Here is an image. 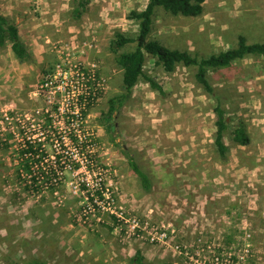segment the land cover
<instances>
[{"label":"rangeland","instance_id":"obj_1","mask_svg":"<svg viewBox=\"0 0 264 264\" xmlns=\"http://www.w3.org/2000/svg\"><path fill=\"white\" fill-rule=\"evenodd\" d=\"M146 5L147 0H91L74 20L71 0H0V13L17 26L32 57L20 63L9 46L0 48V118L8 108L29 112L42 106L34 93L57 65L96 63L107 89L85 124L97 136V162L120 207L149 228L173 230L172 244L184 252L151 245L145 235L127 238L111 215L78 221L85 195L69 187V173L59 191L31 194L20 175L17 144L0 132V264H127L138 252L154 264H195L197 248L237 252L243 245L251 251L247 264H264V57L210 72L231 125L241 121L249 137L242 146L224 132V157L214 143L215 102L182 66L167 73L148 58L145 74L163 94L141 78L115 114L112 132L100 123L108 100L123 93L109 42L115 32L133 34L128 15ZM153 35L200 56L233 47L238 35L264 42V0H205L197 18L158 11ZM125 152L150 177L149 191Z\"/></svg>","mask_w":264,"mask_h":264},{"label":"built area","instance_id":"obj_2","mask_svg":"<svg viewBox=\"0 0 264 264\" xmlns=\"http://www.w3.org/2000/svg\"><path fill=\"white\" fill-rule=\"evenodd\" d=\"M106 89V78L96 63L68 61L57 65L38 85L34 97L42 100V106L29 112L4 110L0 132L10 134L17 144L14 152L22 181L31 194L57 192L69 173L74 179L69 187L74 193L81 189L85 195L82 210L76 216L78 221H89L98 214L111 215L127 238L143 239L145 235L149 244L169 246L181 254L184 251L172 244L173 230L149 228L120 207L106 170L97 162V136L86 126L85 118ZM196 253L195 264H247L251 256L245 245L237 252L216 253L207 246L197 248Z\"/></svg>","mask_w":264,"mask_h":264},{"label":"trees","instance_id":"obj_3","mask_svg":"<svg viewBox=\"0 0 264 264\" xmlns=\"http://www.w3.org/2000/svg\"><path fill=\"white\" fill-rule=\"evenodd\" d=\"M91 0H71L70 14L74 20H79L88 10ZM205 0H147L143 10H133L128 19L136 27L133 34L115 32L109 42V52L114 56L116 65L121 70V89L123 93L108 100V111L100 117V123L107 131L112 132V120L115 114L126 105L132 96L133 89L144 78L152 89L163 94V89L155 80L145 74V64L148 58L153 59L156 66H161L167 73H172L182 66L193 72L195 80L211 96L215 102V139L214 143L220 156L224 157L227 147L224 143V132L229 131L231 139L239 145L249 143L244 124L239 121L231 125L230 110L225 97L218 94L209 80L210 72L231 68L236 62L251 57H264V42H249L244 36L238 35L233 47L200 56L189 49L173 48L165 45L153 35L155 19L158 11L169 16L197 18L203 14ZM9 46L14 57L20 63L31 62L32 57L25 43L21 40L17 26L12 20L0 13V48ZM129 167L138 177L144 190L151 189V180L142 170L135 157L129 152L124 153ZM127 264H154L148 262L139 252L128 259Z\"/></svg>","mask_w":264,"mask_h":264},{"label":"crops","instance_id":"obj_4","mask_svg":"<svg viewBox=\"0 0 264 264\" xmlns=\"http://www.w3.org/2000/svg\"><path fill=\"white\" fill-rule=\"evenodd\" d=\"M20 78H21V77H20ZM18 81H20V80H18V79L16 80V79H15V84H16V83L18 84V83H19ZM140 254L144 257V255H143L142 253H140ZM129 257H130V258H133L132 256H129Z\"/></svg>","mask_w":264,"mask_h":264}]
</instances>
